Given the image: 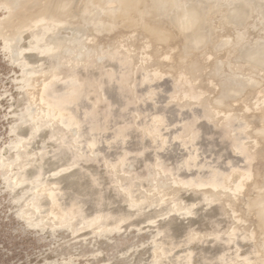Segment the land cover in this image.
<instances>
[{
	"label": "rangeland",
	"instance_id": "374dc122",
	"mask_svg": "<svg viewBox=\"0 0 264 264\" xmlns=\"http://www.w3.org/2000/svg\"><path fill=\"white\" fill-rule=\"evenodd\" d=\"M13 1L0 0V264H264V69L238 61L263 40L264 0H232L246 38L219 25L230 0H174L214 41L193 59L186 37L161 40L185 26L167 27L173 0H66L61 15Z\"/></svg>",
	"mask_w": 264,
	"mask_h": 264
},
{
	"label": "bare ground",
	"instance_id": "6f19581e",
	"mask_svg": "<svg viewBox=\"0 0 264 264\" xmlns=\"http://www.w3.org/2000/svg\"><path fill=\"white\" fill-rule=\"evenodd\" d=\"M4 1V0H3ZM22 1L24 2V0H14L13 1V4L14 5H22ZM33 1V0H32ZM45 1V0H44ZM43 1V2H44ZM48 1V0H47ZM50 1V0H49ZM66 0H61V1H58V0H55V2L53 3V8L55 9V10H57V8H60V11H59V15H61V13H63L62 11V9H65V7H67V5H69V4H65L66 2H65ZM71 1V0H70ZM74 2H76V0H73ZM92 1V0H91ZM95 1V4H96V8H100V6L103 4V2L105 1V0H93V2ZM117 1V0H116ZM121 1V0H120ZM146 1H148L149 2V0H146ZM153 1V0H152ZM155 1V0H154ZM153 1V2H154ZM178 1V0H177ZM177 1H175V3H174V0L172 1L174 4H177V3H179V2H177ZM193 1V0H192ZM234 1H236V0H234ZM29 2V1H28ZM52 2V1H51ZM72 2V1H71ZM107 2V1H106ZM108 2H112V0L110 1H108ZM114 2H115V0H114ZM160 2V1H159ZM158 2V3H159ZM170 2V1H169ZM181 2V1H180ZM194 2V1H193ZM192 2V3H193ZM199 2V1H198ZM201 3H203L204 2V4L206 3L205 1H203V0H201L200 1ZM213 2V3H212ZM233 1L232 0H230L229 2H228V8H227V11H226V14L223 16V19H221V21H220V23H219V25L220 26H225V29H226V31H229V29L231 28V24L232 25H239V24H242V28H239V29H241L242 30V33L244 34V37L246 38L247 36H249V33H248V31H249V23H247L246 22V20H247V14H246V10H245V8H244V6L243 5H241V4H236V3H232ZM154 3H156V2H154ZM154 3H152V4H154ZM172 3V4H173ZM190 4H191V1L189 2ZM211 3H212V8H214L213 7V4H217L215 1H211ZM27 4V3H26ZM44 4V3H43ZM50 4V3H49ZM106 4V3H105ZM122 4V3H121ZM151 4V3H150ZM149 4V5H150ZM157 4V3H156ZM161 4V3H160ZM160 4H158L159 6H160ZM163 4V3H162ZM162 4H161V6H162ZM188 5V6H182V3H179V5L180 6H178V9H180L181 7V9L180 10H178L177 9V5H174L175 7H176V9H177V11H179L177 14H175V18L173 19V18H169L168 16L166 17V20H165V22H166V24H167V27H169L168 25L170 24V25H173V24H176V25H180V23H182L181 25L182 26H184L182 29H180V31H181V33L180 34H178V33H176V32H178V30L177 31H175V32H171V30L172 31H174L175 30V28H174V26H173V28H174V30L173 29H169V31H170V33H168V34H166L165 35V33H167L168 32V30H167V32H165L164 33V35L163 36H161V40L165 43V45H171V43H173L174 41L176 42V43H181L180 42V40L183 38V37H186L187 39V41L186 42H183V40H181L182 41V44H180V45H183V43L185 44V45H183V46H180L179 45V43L178 44H176V46L177 45H179L180 46V53H185V55L187 56V59H191L192 57H194V53L193 52H195V50L199 47V46H203V48H206L205 46H207L208 48H206V49H208L209 50V47H211L212 48V44L211 43H213L214 44V41L213 42H211L210 40H208L207 39V36L205 35V32H204V30L201 28V27H199V23H198V21H196V17H197V15H198V11H197V7H195V6H193V5H195V4H193V5ZM210 4V3H209ZM256 4H258V2L256 3ZM183 5H184V3H183ZM206 5V4H205ZM208 5V4H207ZM214 5V6H215ZM245 5V4H244ZM263 5V4H262ZM34 6V5H33ZM71 6V5H70ZM70 6H68V8L67 9H70ZM122 6V5H121ZM151 6V5H150ZM161 6H160V8H161ZM172 6V5H171ZM171 6L169 7V9L171 8ZM174 6H172V8H171V10L173 9L174 10ZM204 5H202V7H203ZM217 6V5H216ZM248 6V5H247ZM261 6V5H260ZM264 6V5H263ZM24 7V6H23ZM50 7H52V5H50ZM72 7V6H71ZM91 7V6H90ZM119 7V6H118ZM131 7H133V6H131ZM163 7V6H162ZM208 7V6H207ZM259 7V6H258ZM49 8V7H48ZM94 8V7H93ZM135 8V7H134ZM139 8V7H138ZM210 8V7H209ZM249 8H250V6H249ZM260 8V7H259ZM51 9V8H50ZM91 9V8H90ZM95 9V8H94ZM130 9V8H129ZM159 9V8H158ZM206 9V8H205ZM208 9V8H207ZM211 9V8H210ZM251 9V8H250ZM258 9V8H257ZM49 10V9H48ZM53 10V9H52ZM59 10V9H58ZM83 10V9H82ZM104 10V9H103ZM105 10H107V8L105 9ZM116 10V9H115ZM146 10H148L147 8H146ZM164 10V9H163ZM215 10H217V9H215ZM260 10V9H259ZM259 10H258V12H259ZM47 11V10H46ZM69 12H70V10H68ZM88 11V9L87 10H85V12L86 13H88L87 12ZM90 11V10H89ZM91 11H93V9L91 10ZM112 10H109V12H110V14L113 12H111ZM117 11V10H116ZM142 11H143V8H142ZM166 11H168V10H166ZM176 10H175V13L177 12ZM206 11V10H205ZM213 11V10H212ZM222 11H223V9H222ZM251 11V10H250ZM261 11V10H260ZM84 12V13H85ZM105 12V11H104ZM107 12V11H106ZM118 12H120L119 10H118ZM125 12V11H124ZM150 12V11H149ZM162 12H164V11H162L161 10V13ZM171 12V11H170ZM169 12V13H170ZM49 13V12H48ZM84 13L82 14V15H84ZM108 13V12H107ZM114 13V12H113ZM121 13V12H120ZM154 13V12H153ZM158 14H160V11L159 12H157ZM172 13V12H171ZM45 14H46V12H45ZM50 14V13H49ZM52 14H53V12H52ZM66 14V12L64 13V15ZM90 14H91V12H90ZM90 14L88 13L87 15H89L87 18V20H89V23L90 22H95L96 20H94L95 18H94V16H90ZM96 14V13H95ZM115 14V18H117V16L119 17V15L120 14H118V15H116L117 13L115 12L114 13ZM114 14H112V15H114ZM134 14V13H133ZM138 14V13H137ZM145 14V13H144ZM163 14H165V13H163ZM158 15L159 17H161V16H163V19H164V15ZM205 14V13H204ZM207 14H208V12H207ZM216 14V13H215ZM261 14H263V13H261ZM55 15V14H54ZM58 15V14H57ZM112 15H111V19L113 18L112 17ZM135 15V14H134ZM139 16H141V15H143L142 13H141V15L140 14H138ZM146 15V14H145ZM145 15H143V17H145ZM171 15H174V13H172ZM170 15V16H171ZM46 16H48V14L46 15ZM56 16V15H55ZM63 16V15H62ZM66 16V15H65ZM68 17H69V15H67ZM86 16V15H85ZM98 16V15H97ZM110 16V15H109ZM154 16V15H153ZM152 16V17H153ZM214 16V15H213ZM49 17V16H48ZM129 17H131V16H129ZM138 17V16H137ZM157 17V16H156ZM211 17V16H210ZM56 18V17H55ZM54 18V19H55ZM83 18H84V16L82 17V20H83ZM86 18V17H85ZM84 18V19H85ZM115 18H113L114 20H115V22H117L116 21V19ZM134 18V17H133ZM135 18H136V16H135ZM140 18V17H139ZM206 18H208V16L206 17ZM214 18V17H213ZM52 19V18H51ZM59 19V18H58ZM121 19V18H120ZM129 19V18H128ZM131 19V18H130ZM138 19V18H137ZM144 19V18H143ZM157 19H158V17H157ZM197 19H199L200 20V18L198 17ZM210 19V18H209ZM255 19V18H254ZM264 19V18H263ZM57 20V19H56ZM86 20V19H85ZM85 20H83V21H85ZM90 20H92V21H90ZM97 20H98V17H97ZM118 20V19H117ZM152 20V19H151ZM217 20V19H216ZM220 20V19H219ZM262 20V19H261ZM57 21H59V20H57ZM112 21V20H111ZM129 21V20H128ZM143 21H146V20H143ZM212 21V20H211ZM264 21V20H263ZM126 23H127V21H125ZM136 22H138V21H136ZM147 22H150V21H147ZM156 22H158V20L156 21ZM206 22H207V20H206ZM217 22V21H216ZM96 23V22H95ZM121 23V22H120ZM131 23V22H130ZM169 23V24H168ZM173 23V24H172ZM214 23H215V21H214ZM128 24V23H127ZM157 24V23H156ZM156 24H154V26L156 25ZM210 24V23H209ZM151 25V24H150ZM180 25V26H181ZM215 25V24H214ZM226 25H230V27H226ZM153 26V25H152ZM210 26V25H209ZM263 26V25H262ZM159 27H161V26H159ZM171 27V26H170ZM176 27V26H175ZM234 27V26H233ZM256 27V26H255ZM254 27V28H255ZM213 28V27H212ZM148 29V28H147ZM176 29H177V27H176ZM178 29H179V26H178ZM228 29V30H227ZM232 29V28H231ZM234 29H235V27H234ZM146 30V29H145ZM220 30V29H219ZM223 30V29H222ZM236 30V29H235ZM151 31H152V29H151ZM213 31H214V28H213ZM240 31V30H239ZM145 32H147V31H145ZM217 32V31H216ZM230 32V31H229ZM228 32V33H229ZM218 34H219V32H217ZM217 33H215L216 35H217ZM221 33V35H222V32H220ZM239 33V32H238ZM212 34H214V33H212ZM210 35V36H212V39H214V36L213 35ZM230 34H232V33H230ZM240 34V33H239ZM238 34V35H239ZM156 35V34H155ZM215 35V36H216ZM233 35H234V33H233ZM241 35V34H240ZM156 36H159V34L158 35H156ZM218 36H220V35H218ZM236 36V35H235ZM143 37L144 38H146L148 41H150L149 40V38H150V36H148V35H143ZM240 37H242V36H240ZM243 37V38H244ZM256 37L257 38H262L263 40H261L259 43H258V45H257V48L256 49H252V48H250V47H248V45L246 46L245 44V46L242 44L241 45V48H239V52H240V55H241V58L238 60L239 61V63L241 64V65H247L248 67L249 66H252V67H254L255 69H264V35H261V34H256ZM160 38V37H159ZM216 38H217V36H216ZM226 38V37H225ZM225 38H223L224 39V41H226L225 40ZM238 38V40H239V37H237ZM236 38V39H237ZM244 38V39H245ZM249 38V37H248ZM210 39H211V37H210ZM221 39V38H220ZM223 39H221L220 41H223ZM226 39H228V37L226 38ZM229 39H231V38H229ZM233 39H234V37H233ZM242 39V38H241ZM243 39V40H244ZM56 40H57V38H56ZM215 40V39H214ZM243 40H241L242 42H243ZM156 41V40H155ZM217 41H218V38L216 39V43H217ZM219 41V42H220ZM233 41V40H232ZM258 41V39L256 40V42ZM57 42H58V40H57ZM56 42V43H57ZM60 42V41H59ZM152 42H153V39H152ZM240 42V41H239ZM249 42H250V39H249ZM255 42V41H254ZM158 43V42H157ZM222 43V42H221ZM235 43H236V41H235ZM244 43V42H243ZM246 43V42H245ZM253 43V42H252ZM58 44V46L59 45H61V44H59V43H57ZM227 44H228V42H227ZM232 44V43H231ZM238 44V43H237ZM241 44V43H240ZM240 44L238 45V46H240ZM248 44V43H247ZM254 44V43H253ZM257 44V43H256ZM55 45V44H54ZM173 45H175V44H172V46H169L170 47V49H171V47L173 48V51H175L176 49L178 50V48H175V50H174V47H176V46H174L173 47ZM236 45V44H235ZM250 45V44H249ZM56 47H57V45H55ZM216 46H217V44H216ZM216 46H214V47H216ZM250 46H252V45H250ZM254 46V45H253ZM164 47V46H163ZM229 47V46H228ZM233 47H236V46H233ZM225 48H227V46L225 47ZM225 48H223L224 50H225ZM167 49H168V46H167ZM199 49V48H198ZM197 49V50H198ZM212 49H214V48H212ZM222 49V47L220 48V50ZM234 49V48H233ZM166 50V49H165ZM177 50L175 51V52H177ZM196 50V51H197ZM200 50V49H199ZM198 50V51H199ZM205 50V49H204ZM227 50V49H226ZM225 50V51H226ZM230 50L231 49H229V51H227V52H230ZM163 51V50H162ZM167 51V50H166ZM172 51V52H173ZM206 51V50H205ZM232 51V50H231ZM168 52V51H167ZM165 53V51H164V53L165 54H167V57H168V53ZM171 52V51H170ZM200 52V51H199ZM203 52V51H202ZM212 52V51H211ZM232 52H234V53H237L238 52V50H237V52H235V50L234 51H232ZM180 53H179V51H178V53L177 54H179V56H180ZM198 53V52H197ZM196 53V54H197ZM171 54V53H170ZM201 54V53H200ZM230 54H231V52H230ZM148 55V54H147ZM184 55V54H183ZM198 55H199V53H198ZM234 56H235V54H233ZM197 56V55H196ZM231 56V55H230ZM236 56H237V54H236ZM239 56V55H238ZM165 57V56H164ZM233 57V56H232ZM229 58L228 60L230 61L231 59H233V58ZM196 58V57H195ZM194 58V59H195ZM198 58V57H197ZM193 59V58H192ZM197 60V63H200V62H198V59H196ZM195 60V61H196ZM191 61V60H190ZM190 61H188V62H190ZM216 61V60H215ZM217 61H219V60H217ZM212 62H213V60H212ZM231 62H232V60H231ZM215 63V62H214ZM219 63V62H218ZM226 63V62H225ZM233 63V62H232ZM216 64V63H215ZM215 64H214V66H215ZM196 66V65H195ZM254 73H256V71L254 72ZM254 73H253V75H254ZM259 73V72H258ZM244 75H246V74H244ZM256 75H258V74H256ZM249 76H251L250 74H249ZM259 77H260V75H258ZM252 77V76H251ZM250 77V78H251ZM223 79H225V78H223ZM222 79V80H223ZM252 80V79H251ZM250 80V81H251ZM260 80V79H259ZM263 80V79H262ZM225 81V80H224ZM226 82V81H225ZM258 82V81H257ZM261 83H263L262 81H260V83H257V84H261ZM222 94V93H221ZM220 94V95H221ZM219 95V96H220ZM222 98V99H221ZM221 98H218V99H221V100H223V97H221ZM237 101H239V100H237ZM226 102V101H225ZM238 103V102H237ZM239 104V103H238ZM240 104H241V102H240ZM236 105V104H235ZM243 105V104H242ZM241 105V106H242ZM255 115H256V112H255ZM258 118V117H257ZM263 128H261V129H259L260 130V132H261V130H262ZM259 130H257V132H259ZM262 133H264V129H263V132ZM262 133L260 134L259 133V135H262ZM249 173V172H248ZM250 174V173H249ZM249 174H244V173H241V174H239V176L241 175H244V177L245 178H251L250 177V175ZM240 176V177H241ZM244 177H242V179L244 178ZM248 179V180H249ZM241 180V179H240ZM248 180H243V182H245L246 181V183H244L243 184V186L244 185H246L247 184V182H248ZM255 184H256V186H254V189H255V191H254V194H257V193H259V192H263L264 193V181L262 182V183H259L257 180L255 181ZM242 185V184H241ZM258 185V186H257ZM256 187V188H255ZM235 188V187H234ZM237 188V187H236ZM237 190V189H236ZM240 190V189H239ZM252 195L249 199H248V201H247V204H248V206H249V208H251V207H253V198L255 197V195ZM257 196V195H256ZM258 197V196H257ZM241 199H243V198H241ZM256 199V198H255ZM256 200H259V199H256ZM241 201V200H240ZM260 201H261V199H260ZM260 201H258L259 203L258 204H260ZM256 203V202H255ZM254 203V204H255ZM261 204L263 205V203L261 202ZM260 204V207L262 206ZM257 205V204H256ZM256 205H254V207L256 206ZM258 206L259 205H257L256 207L258 208ZM255 207V208H256ZM254 209V208H253ZM264 211V208L263 209H257V210H254V215L256 216V218H257V221H258V226L260 227V228H262V230H263V232H264V213H262V211ZM248 220V219H247ZM256 226V225H255ZM256 231H257V229H256Z\"/></svg>",
	"mask_w": 264,
	"mask_h": 264
}]
</instances>
